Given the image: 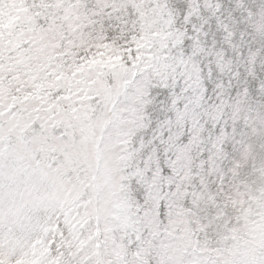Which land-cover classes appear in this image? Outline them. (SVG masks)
Listing matches in <instances>:
<instances>
[{
	"label": "snow or ice",
	"instance_id": "6c2138e0",
	"mask_svg": "<svg viewBox=\"0 0 264 264\" xmlns=\"http://www.w3.org/2000/svg\"><path fill=\"white\" fill-rule=\"evenodd\" d=\"M81 2L0 31V264H264V0Z\"/></svg>",
	"mask_w": 264,
	"mask_h": 264
},
{
	"label": "rangeland",
	"instance_id": "374dc122",
	"mask_svg": "<svg viewBox=\"0 0 264 264\" xmlns=\"http://www.w3.org/2000/svg\"><path fill=\"white\" fill-rule=\"evenodd\" d=\"M85 9L86 5L81 0H0V31L12 29L13 39L19 41L30 40L34 34L42 32L48 36H59L87 18ZM234 10L239 13V5Z\"/></svg>",
	"mask_w": 264,
	"mask_h": 264
}]
</instances>
